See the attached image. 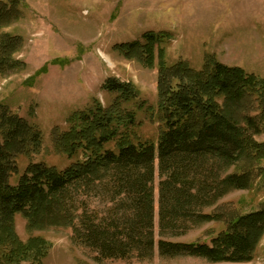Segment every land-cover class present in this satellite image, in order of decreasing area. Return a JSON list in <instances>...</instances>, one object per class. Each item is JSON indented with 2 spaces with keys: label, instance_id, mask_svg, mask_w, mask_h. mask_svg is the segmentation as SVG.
Wrapping results in <instances>:
<instances>
[{
  "label": "trees",
  "instance_id": "16d2710c",
  "mask_svg": "<svg viewBox=\"0 0 264 264\" xmlns=\"http://www.w3.org/2000/svg\"><path fill=\"white\" fill-rule=\"evenodd\" d=\"M16 5L13 0H0V27L17 19ZM145 40L142 52L136 43L119 48L152 68L158 38L149 33ZM17 44L10 42L6 47ZM159 51V110L165 129L157 145L132 142L129 132L121 131L135 124L130 112L118 105L98 108L81 117L79 129L63 134L62 141L57 139L61 152L70 157L82 152L83 160L63 171L33 163L12 184V175L19 173L16 156L38 149L41 138L25 119L7 108L0 110V264L25 260L41 264L47 252L41 243L20 240L17 214L26 218L30 231L71 227L74 241L95 251L98 261L152 258L156 162L159 255L194 256L212 263L253 260L264 236V206L247 214L206 209L234 190L248 189L264 173V168L258 169L264 160V143L254 139L264 131V80L239 67H227L212 56L201 71L185 64L166 67L164 51ZM4 63L0 56V70ZM105 89L124 100L137 98L132 85L115 79H108ZM257 108L259 115L253 114ZM110 142H115L116 150L106 148ZM91 197L101 199V216L88 204ZM207 222H223L226 229L210 243L170 240L187 233L192 225Z\"/></svg>",
  "mask_w": 264,
  "mask_h": 264
},
{
  "label": "rangeland",
  "instance_id": "374dc122",
  "mask_svg": "<svg viewBox=\"0 0 264 264\" xmlns=\"http://www.w3.org/2000/svg\"><path fill=\"white\" fill-rule=\"evenodd\" d=\"M13 1L17 3V19L0 27V48L5 51L0 55L5 61L0 70V110L7 108L25 119L41 140L38 149L16 156L19 173L12 175V184H17L33 163L63 171L83 160L82 152L72 157L61 152L57 139L60 137L62 141L63 134L79 129L81 117L98 108L118 105L122 111L130 112L135 124L121 131H128L132 142L157 145L165 129L159 110V50L164 51L166 67L185 64L201 71L212 56L227 67H239L248 75L264 80V0ZM149 33L158 38L152 68L127 57L119 48L136 43L142 52ZM4 40L18 44L1 47ZM110 78L132 85L137 98L124 100L105 89ZM255 111L253 114L259 115L261 109ZM254 139L264 143V131ZM106 148L116 150L115 142L108 143ZM260 168H264V160L258 164ZM231 171L226 170L224 175ZM159 183L156 162V248L152 258L133 256L98 261L95 251L74 241L71 227L50 226L30 231L21 214L15 217L16 232L23 243L45 246L47 252L41 264H264V236L250 262L212 263L186 255L162 258L158 250L162 239ZM88 204L100 216L103 214L101 199L91 197ZM263 206L264 173L248 189L234 190L219 198L206 212L247 214ZM225 229L223 222H207L192 225L187 233L170 240L210 243ZM21 264L37 263L25 260Z\"/></svg>",
  "mask_w": 264,
  "mask_h": 264
}]
</instances>
